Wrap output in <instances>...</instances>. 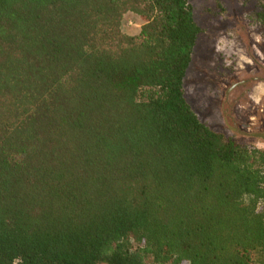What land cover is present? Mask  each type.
<instances>
[{
  "label": "trees",
  "instance_id": "16d2710c",
  "mask_svg": "<svg viewBox=\"0 0 264 264\" xmlns=\"http://www.w3.org/2000/svg\"><path fill=\"white\" fill-rule=\"evenodd\" d=\"M199 33L187 0H0V264H264V150L184 97Z\"/></svg>",
  "mask_w": 264,
  "mask_h": 264
},
{
  "label": "rangeland",
  "instance_id": "374dc122",
  "mask_svg": "<svg viewBox=\"0 0 264 264\" xmlns=\"http://www.w3.org/2000/svg\"><path fill=\"white\" fill-rule=\"evenodd\" d=\"M200 28L183 81L184 97L198 119L234 140L264 150V26L261 0H187ZM142 20L127 12L125 35Z\"/></svg>",
  "mask_w": 264,
  "mask_h": 264
},
{
  "label": "water",
  "instance_id": "95a60500",
  "mask_svg": "<svg viewBox=\"0 0 264 264\" xmlns=\"http://www.w3.org/2000/svg\"><path fill=\"white\" fill-rule=\"evenodd\" d=\"M257 137L264 139V133H257L255 134Z\"/></svg>",
  "mask_w": 264,
  "mask_h": 264
}]
</instances>
